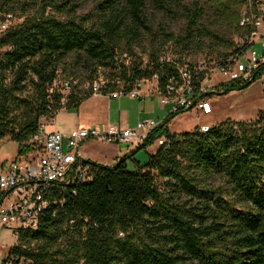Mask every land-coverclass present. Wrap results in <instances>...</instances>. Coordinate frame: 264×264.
Wrapping results in <instances>:
<instances>
[{"label":"trees","instance_id":"obj_1","mask_svg":"<svg viewBox=\"0 0 264 264\" xmlns=\"http://www.w3.org/2000/svg\"><path fill=\"white\" fill-rule=\"evenodd\" d=\"M152 1L186 21L189 42L197 43L201 35L219 39L203 34L206 12L197 4L192 9L182 2ZM249 1L236 0L238 10H233L215 0L222 22L235 25L244 39L242 47L217 62L249 47L246 38L254 27L240 24L244 13L239 11H247ZM148 3L103 0L95 12L79 17L76 0H0V23L13 15L0 34V139L19 143L21 156L32 150L28 143L42 119H54L63 110L77 112L94 95L72 93L63 106V95L51 91L60 74L92 83L106 70L110 77L119 75L129 91L158 76V91L164 94L169 76L178 73L172 62L161 61L168 59L163 50L175 38L165 33L164 41L147 42ZM16 6L24 21L13 26ZM30 9L34 13L26 14ZM176 41L182 43L180 37ZM145 42L151 47L146 61L134 53ZM204 74L199 73V88ZM263 76L264 64L252 81L230 80L216 91L241 90ZM186 111L169 113L112 166L85 161L89 179L54 188L38 230H18L3 264H264V110L254 121L226 120L208 132L172 134L170 122ZM162 138L165 142L144 165L134 159Z\"/></svg>","mask_w":264,"mask_h":264},{"label":"built area","instance_id":"obj_2","mask_svg":"<svg viewBox=\"0 0 264 264\" xmlns=\"http://www.w3.org/2000/svg\"><path fill=\"white\" fill-rule=\"evenodd\" d=\"M247 8L240 24H251L254 27V31L246 38L249 47L241 53L229 55L215 66L229 80L252 81L254 71L264 64V0H250ZM12 19L13 15L9 14L0 23V34L9 28ZM257 43L261 46L260 53L253 50ZM165 60L172 62L178 73L169 76L166 92L160 94L162 105L170 106L169 113L192 108L210 113L211 104L204 103V99L199 97L206 92L201 89V84L200 88L196 84L202 68L184 67L178 61L161 59L162 62ZM158 79L155 76V80ZM51 91L63 95V106L72 93H93L109 98L141 97L139 89L129 91L119 75L110 77L106 70H100L92 83L79 76L60 74L53 82ZM161 123L162 121L149 120L139 122L134 129L111 127L106 132L78 128L68 135L60 132L45 133L41 126L28 143L33 147L32 150L18 156L9 167L0 170V229L12 230L15 234L20 229L38 230L41 218L50 206L52 190L89 179L88 166L77 152L83 143L96 140L107 144H129L136 148ZM209 130V126L200 127L201 132Z\"/></svg>","mask_w":264,"mask_h":264},{"label":"rangeland","instance_id":"obj_3","mask_svg":"<svg viewBox=\"0 0 264 264\" xmlns=\"http://www.w3.org/2000/svg\"><path fill=\"white\" fill-rule=\"evenodd\" d=\"M103 0H76L80 5L77 11V16L84 17L95 12V7L98 2ZM177 1L187 4L190 8H195V4L199 8H204L206 15L204 19V26L206 28L203 34L207 32L218 36L219 39L209 38L207 36H200L199 41L189 42L187 35H185L186 21L181 20L180 16L168 12L167 10L159 8L152 0H149L146 14L149 17L151 23V32L147 37V42L164 41L166 38L165 33L172 34L174 40L169 41L163 53L171 60H177L182 66L200 67L205 72L204 79L201 82V89L205 92H211L204 97V103L208 102L212 106L210 113H205L197 108L188 110L184 113L177 115L170 122V130L172 134L181 135L200 128L203 125H209L214 127L219 123L229 120L233 122H250L254 121L258 117V113L264 110V76L253 81L248 87L241 90H233L226 94H221L216 91V87L220 84L226 83L229 80L228 76L221 74L216 66L217 59L221 55L232 53L238 46L244 44L241 32H237L234 28L235 25L229 27L221 20L220 11L217 9L215 0H166ZM224 4L233 10H238L236 7V0H223ZM16 13V21L13 26H18L24 21L23 11L20 6L14 8ZM240 13H246V8H239ZM34 10L30 9L26 14H32ZM60 20L66 19L65 16L54 14ZM180 37L182 41L178 44L176 41ZM187 43L192 45L185 48ZM145 49V52H144ZM253 50L261 52V46L259 43L253 46ZM151 51L149 43H143L134 47V53L136 56L143 58L145 61L148 59V55ZM122 59L127 55L121 56ZM129 59L126 63H129ZM149 87V91H153L157 88L158 82L154 79L141 81L135 89H141V97L130 98L127 96L121 98H109L101 95H93L85 100L84 106L90 107L88 110H96V116L98 118L105 117L106 108L109 106L113 110L114 115H118L119 111H127L130 114V128L134 127L141 121H149L148 119L155 120L157 122L162 121L170 112V106L163 108V111H158V108L162 106L161 95L154 93V97H145V89ZM159 92V91H158ZM148 102L146 109L142 114L141 106ZM88 104V105H87ZM82 105V104H81ZM156 106L155 114L152 115V107ZM153 112V113H154ZM89 112H86L84 117L88 116ZM182 116V117H181ZM178 117L181 119L176 120ZM147 119V120H146ZM42 126L46 131H50L54 125L53 119L44 118L41 120ZM161 139H157L147 149H141L137 151L134 156L136 161H139L144 165L148 161L149 155L154 154L161 144ZM123 149H126L128 153L135 150L132 145L120 144ZM126 150H123L124 153ZM20 152V145L16 141L9 137L0 139V170L6 169L10 166ZM127 153V152H126ZM156 153V152H155ZM126 155V154H125ZM3 166V168L1 167ZM128 169L133 171L136 169L133 160L128 161ZM160 184H163L165 180L159 179ZM220 182L217 183L219 185ZM163 188V187H162ZM17 242V236L12 230L0 229V264L7 259L9 251L12 246ZM28 264V263H23Z\"/></svg>","mask_w":264,"mask_h":264},{"label":"crops","instance_id":"obj_4","mask_svg":"<svg viewBox=\"0 0 264 264\" xmlns=\"http://www.w3.org/2000/svg\"><path fill=\"white\" fill-rule=\"evenodd\" d=\"M149 90L150 89L147 86L145 89V93H146L145 97L146 98L154 97V93H156L157 95H160L157 88L151 92ZM140 92H141V89H140ZM141 94H143V92ZM104 97H106V96H104ZM147 103L148 102H145V104L140 107L142 114L147 107V105H146ZM168 106L169 105H166V106L162 105V106H160V108H158V111H163ZM88 109H90V107H85L84 103H82V105L79 107V110L77 112L74 110H68V111L63 110L53 119L54 125L52 126L50 131L49 130L46 131L44 129V127H43V129H44L45 133L60 132V133H63L65 135H68L73 130L78 129V128L97 129L101 132H106L111 127L130 128V114L127 111H124L123 113H122V111H119L118 115H116V114L114 115L116 117V118H114L113 117V110L108 106L106 108V111H105V117L98 118L96 116V113H97L96 110H93V109L88 110ZM156 109L157 108L154 105H153L152 109L148 108V110H152L151 111L152 115L155 114L154 111H156ZM86 112H89V113H88V116H86V118H85L84 115L86 114ZM181 117H178L176 120L181 119ZM148 120H150V119H148ZM136 126L134 128H136ZM203 126H209V125H203ZM209 127H211V126H209ZM169 129H170V124H169ZM170 132H171V130H170ZM163 141H165V138H162L160 140V144ZM126 149H123L120 145L107 144V143H101V142L96 141V140H90V141L83 143L79 147L77 152L84 161L89 160V161H93V162H96V163H99L102 165L112 166L121 157L125 156V154L126 155L128 154V151ZM123 150H126L127 153L126 152L124 153Z\"/></svg>","mask_w":264,"mask_h":264}]
</instances>
